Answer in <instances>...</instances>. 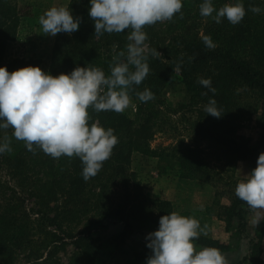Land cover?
<instances>
[{
	"label": "trees",
	"instance_id": "trees-1",
	"mask_svg": "<svg viewBox=\"0 0 264 264\" xmlns=\"http://www.w3.org/2000/svg\"><path fill=\"white\" fill-rule=\"evenodd\" d=\"M203 2L182 0L183 18L178 13L171 21L144 28L148 36L145 43L161 55L149 54V74L129 90L131 101L138 105L136 118L125 110L97 113L88 109L90 123L98 121L105 129L112 128L118 138L111 157L95 177L83 179L78 157L53 159L39 149L34 155L23 141L12 136L11 128L0 129V143L7 135L12 148L10 153L0 154V264H62L60 253L68 246L75 248L71 264H96L105 245L119 250L144 227H159L160 217L174 212L170 201L143 193L131 163L134 155H140L161 157L163 164L165 154L171 153L184 178H197L204 172L202 157L183 142L160 153L151 148L154 120L164 104L161 93L177 74L193 92L194 102L207 105L215 99L221 111L220 118L207 114L206 127H200L199 134L219 146L227 163H247L250 171L256 167L259 154L264 152V0H239L246 15L237 25L226 18L216 23L211 17H202L199 6ZM236 2L212 0L217 10ZM251 6H258L261 12L253 13ZM68 7L74 18H80L79 30L56 35L47 73L58 76L71 73L77 66H88L110 75L114 57L124 52L121 59L126 60L131 29L96 36L94 21L88 14L90 0H70ZM20 26L16 0H0V67L9 72L27 66L42 69L41 60L33 56L20 54L6 60L7 47L18 40ZM205 36L211 37L214 49L205 46ZM201 77L211 78L215 94L197 82ZM145 89L154 93V99L143 102L138 98L136 93ZM247 114L256 120L257 138L253 143L224 134V128ZM216 209L226 231L232 233L230 242L200 234L194 244L226 251L246 237L250 253L239 264H264L259 258L264 210L251 209L236 195L230 205ZM252 215L254 235L249 237ZM110 226L117 230L107 237L105 231ZM124 253V258H112L108 264H146L152 254L148 247Z\"/></svg>",
	"mask_w": 264,
	"mask_h": 264
},
{
	"label": "clouds",
	"instance_id": "clouds-1",
	"mask_svg": "<svg viewBox=\"0 0 264 264\" xmlns=\"http://www.w3.org/2000/svg\"><path fill=\"white\" fill-rule=\"evenodd\" d=\"M182 8V0H90L88 14L94 21L96 36L131 29L126 60L121 59L124 52L114 57L107 76L102 69L88 66H77L71 73L58 76L38 66L12 72L0 67V129L11 128L12 136L23 141L34 155L39 149L53 159L78 157L83 165V179L95 177L111 157L118 138L112 128L105 129L98 121L90 123L88 109L123 113L130 106L129 90L140 85L150 72L149 54L161 55L145 43L148 36L144 28L171 21L178 13L183 18ZM199 11L202 17H211L216 23L226 18L232 25L239 24L246 15L239 0L218 10L212 0H204ZM250 11L259 14L261 9L251 6ZM39 24L45 35H71L79 30L80 18H74L69 7L53 6L39 17ZM203 40L207 48H215L210 36ZM197 82L216 93L211 78L201 77ZM136 95L143 102L154 99L149 89ZM204 111L216 118L222 116L215 99L209 100ZM11 151V140L5 135L0 154ZM235 195L251 209L264 210V152L259 154L256 167L238 182ZM199 229L195 218L175 211L161 216L158 230L146 237L152 253L146 264H227L216 248L197 250L193 241L199 238Z\"/></svg>",
	"mask_w": 264,
	"mask_h": 264
},
{
	"label": "rangeland",
	"instance_id": "rangeland-1",
	"mask_svg": "<svg viewBox=\"0 0 264 264\" xmlns=\"http://www.w3.org/2000/svg\"><path fill=\"white\" fill-rule=\"evenodd\" d=\"M70 0H16L21 14L19 38L11 42L6 50V60L10 61L15 56L23 54L33 56L42 62V70L48 72L52 48L56 36L45 35L39 24V17L50 7H68ZM106 90V89H105ZM193 92L182 81L180 75H175L161 93L164 104L161 112L154 120L155 134L151 140V148L161 152L183 142L197 150L204 160V172L197 178H184L180 168L176 165L175 158L167 155L165 163L160 164L161 157L144 158L134 155L131 168L137 173L143 193L150 198H169L173 203V210L185 217L195 218L200 225L199 231L207 235H218L214 238L223 240L227 234L225 224L217 217L216 207L230 205L235 195L238 182L250 172L247 163H227L219 146L211 139L203 138L198 130L206 127L207 113L204 111L206 104L193 100ZM135 105V107H132ZM137 103L131 101L125 112L132 118L137 117ZM224 128V134L235 137L239 141L253 143L257 138V125L254 117H243L234 124ZM22 142V141H21ZM165 152V151H163ZM214 204L216 206H214ZM253 216V215H252ZM255 224V223H254ZM159 227H144L129 239L119 249L105 245L98 257L96 264H108L112 258H124V252L131 254L133 251L147 247L149 242L146 237ZM116 227L106 229L107 237L113 236ZM247 235H254V228L247 230ZM247 245H249V239ZM227 244V243H226ZM259 258L264 261V239L261 244ZM75 248L68 246L60 253L62 264H71ZM20 262L19 264H22ZM245 264V263H243Z\"/></svg>",
	"mask_w": 264,
	"mask_h": 264
},
{
	"label": "crops",
	"instance_id": "crops-1",
	"mask_svg": "<svg viewBox=\"0 0 264 264\" xmlns=\"http://www.w3.org/2000/svg\"><path fill=\"white\" fill-rule=\"evenodd\" d=\"M165 200H168L171 203H173L169 198H165ZM254 223H255V218L253 216V218L251 217L249 220L250 227H254L255 225ZM201 229L202 231H200V234H203V228ZM204 234L207 235L208 232ZM208 237L213 238V239L220 238L218 235H212V234H210ZM223 240H225L226 243H229L231 240V237L227 234V236ZM245 240L246 239L242 238L239 244L234 249L220 251L221 254L225 257L227 264H239L240 262H242L243 258L250 253L249 245H247L248 240H246L247 242H245ZM195 246L197 247V250L204 248V246H200V245H195Z\"/></svg>",
	"mask_w": 264,
	"mask_h": 264
}]
</instances>
